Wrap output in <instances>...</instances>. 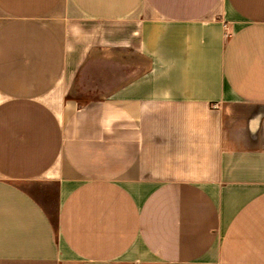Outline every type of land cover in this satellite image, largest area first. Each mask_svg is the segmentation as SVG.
I'll return each instance as SVG.
<instances>
[{
	"label": "crops",
	"instance_id": "obj_1",
	"mask_svg": "<svg viewBox=\"0 0 264 264\" xmlns=\"http://www.w3.org/2000/svg\"><path fill=\"white\" fill-rule=\"evenodd\" d=\"M0 264H264V0H0Z\"/></svg>",
	"mask_w": 264,
	"mask_h": 264
},
{
	"label": "rangeland",
	"instance_id": "obj_2",
	"mask_svg": "<svg viewBox=\"0 0 264 264\" xmlns=\"http://www.w3.org/2000/svg\"><path fill=\"white\" fill-rule=\"evenodd\" d=\"M73 94H75L76 96H83V93L79 92L78 88H75V90L73 91ZM94 94H90V95H86V98L91 99L94 98Z\"/></svg>",
	"mask_w": 264,
	"mask_h": 264
}]
</instances>
